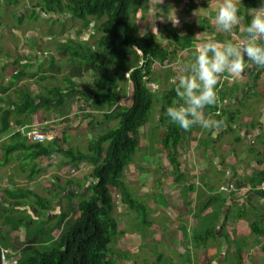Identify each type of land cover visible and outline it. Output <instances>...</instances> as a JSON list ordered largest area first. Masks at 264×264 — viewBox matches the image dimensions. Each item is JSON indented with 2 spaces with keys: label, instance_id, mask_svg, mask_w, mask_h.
<instances>
[{
  "label": "trees",
  "instance_id": "trees-1",
  "mask_svg": "<svg viewBox=\"0 0 264 264\" xmlns=\"http://www.w3.org/2000/svg\"><path fill=\"white\" fill-rule=\"evenodd\" d=\"M3 1L12 2L14 0ZM259 4L261 5V0H243V6L238 7V15L242 19L238 25L233 27L234 33H239L242 26L246 32L255 14L251 11L255 10ZM40 8L44 14L49 16H60L67 13L80 22L83 29H89L92 24H96L97 30L102 34L97 42L99 50H95L86 42L77 40L81 38L82 30L75 35L76 40H70L71 44H61L58 49L61 56H69V62L76 65V70L65 77L67 86L64 89L53 88L46 95L23 94L19 103L4 107L0 111V138L17 128L31 126L33 118L40 112L53 111L61 114L71 95L85 101L90 110L103 113V124L109 126L115 123L117 125L94 138L89 143L87 152L64 149L59 138L46 143L29 144L27 139L19 133L12 136V143L9 146L0 147L4 152L6 163L12 157L37 162L50 159L58 154L68 158L67 163L70 165L88 164L93 168L88 179L91 183L85 189L86 192H76L80 199L78 214L60 239H55L52 234L65 224L66 214L60 215L55 225L51 221H45L44 225L34 227L33 219L15 224L18 230L21 229L22 224H25L26 234L30 239L37 237V247L22 255L17 254L16 264H136L130 260L128 254H116L111 247L114 241L123 234L115 216L117 206L113 191L120 192L124 204L131 210H136L144 220L146 208L140 204L138 199H134L126 188L125 176L128 168L135 164L141 151V132L143 128H149L156 104L160 106V117H158L160 125L152 127L147 133L150 143L149 157L157 160L160 157L157 155V150L167 152L166 157L172 167L175 183H181L185 179L183 166L179 161L178 148L186 144L193 131L192 128L188 131L180 129L167 120L165 110L177 99L171 84L176 74L168 69L178 59L179 53L192 51L194 44L204 41L206 34L212 32L214 34L215 31L209 20L198 18L197 22L188 26L184 34H179L176 29L168 32L165 38L172 41V47H174L172 51H169L160 46L152 34H141L140 27L135 21L138 13L144 11L142 0H41L33 9L34 14L31 17L33 21L40 17L38 12ZM20 20L22 25L23 19ZM61 24L65 28L63 21ZM260 43L264 46V41ZM54 62L52 61L49 71L61 74L63 66L56 68ZM156 64L164 70L166 76L163 81L154 77ZM90 71H97L98 76L87 88H81L73 81L81 80L84 74ZM26 76L27 73L22 70L14 76V81ZM259 78L258 74H254L252 79L255 84ZM123 81L130 88V94L126 100L127 95L123 97V91L119 89V84ZM155 83L159 86L161 83L162 88L154 90L153 84ZM170 84L171 86H167ZM14 86L15 84L0 89L7 93ZM219 86L220 83L217 85L218 91ZM242 91L243 89L235 87L233 92L226 94L230 96L227 97L225 93L224 96L221 95L220 90L218 92L219 103L231 100L236 105L240 104L235 99ZM219 103L216 107L207 109L206 113L207 111L213 112L219 121H223L224 125L233 124L241 111L232 110L230 107L225 108ZM86 117L94 120V117L90 115ZM238 140L240 141V138ZM17 153L19 155L15 156ZM40 171L37 170L36 165L35 172L30 179L37 177ZM69 184L75 183L69 181ZM243 187L238 184L239 189ZM65 189L62 190L65 191ZM192 189H194L193 186L186 188L185 192H191ZM13 197L19 208L32 207L33 204L30 205L27 202L32 199L40 210L48 212L52 208L50 201L25 188H20L18 192L15 191ZM69 198L73 199L74 195H70ZM213 200L220 201L218 197L212 198L205 204L202 212L210 207ZM35 221H37L36 218ZM144 223L148 224L146 220ZM258 227L260 226L253 225L252 233L256 237H262L264 232H261ZM184 236L187 238L188 233H184ZM211 240L217 241L216 231L207 229L203 234H195L193 244L199 248L201 245L207 246ZM8 250L12 252L13 249ZM2 252L4 250L0 247V256L4 255ZM4 256L6 258L8 255ZM209 264H212L211 261Z\"/></svg>",
  "mask_w": 264,
  "mask_h": 264
},
{
  "label": "rangeland",
  "instance_id": "rangeland-1",
  "mask_svg": "<svg viewBox=\"0 0 264 264\" xmlns=\"http://www.w3.org/2000/svg\"><path fill=\"white\" fill-rule=\"evenodd\" d=\"M217 1L219 4L223 3V0H142L144 11L138 13L135 22L140 27L142 35L152 34L160 46L172 51L174 49L172 47V41H168L165 38L168 32L176 29L180 34L196 18L208 19L209 16L207 14L209 11L205 10L206 7L204 5L207 3H216ZM16 2L17 0L9 2L10 6H12L11 9L6 7L3 10L5 17L3 19L4 27L6 28L3 31L7 36H11L10 33L12 31L7 29L16 26L24 35L28 31H30L29 33L34 32L37 37L31 39L30 42L36 45L34 48L28 46L23 47L24 45L22 43L19 44L18 39H14L11 36L12 38L9 41L4 40L2 42L0 47L9 51L10 55L17 56L16 58L18 60L26 59L28 62L36 61L38 58L37 53L53 57L51 53L55 51L54 57L58 63H62L60 66H63V68L60 67L62 69V75L52 80L45 79V75H41L44 78L40 80H25L24 86L30 89L31 93L33 91V95L43 93V88L65 87L67 85L65 83V76L67 74L71 75L76 70V65L69 62V56L62 57L58 51V47L61 44H71L70 40H76L75 35L82 30L81 38L77 40L86 42V44L92 46L95 50H99L97 42L101 39L102 34L97 30V25L92 24L89 29H83V25L67 13L60 16H47L41 8L39 10L41 16L37 21H33L31 18L34 14L33 9L37 7L41 0H19L21 5L16 4ZM235 2L237 5H240L241 0H235ZM7 13H10V15ZM20 19H23L22 26H20ZM176 20L178 23H176ZM62 21L65 23V28L61 24ZM27 27H32V29L28 30L26 29ZM46 37L50 38L47 42L44 41ZM62 39H66V41ZM194 58L193 56H187L185 58L182 56V59L180 61L175 60L168 70H171L172 73L176 71V75H180L183 73V65L192 62ZM48 61V59H45V62L40 65L42 72H45L44 66L48 64ZM34 64L38 65L36 63ZM9 67L14 69L9 72ZM21 68H24V66H21ZM15 70H17L16 66H8L3 76H1L2 82L8 83L11 80V76L15 74ZM154 71V77L163 81L166 75L159 64L154 66ZM25 72L28 73V71ZM97 76V71H90L87 74L85 73L81 80L73 81L79 84L81 88H87L93 84ZM160 86L156 83L153 84L154 90L161 89V83ZM167 86H171V84ZM119 89L123 91V97L127 95L125 100L128 99L130 88L125 81L119 84ZM255 97L257 98V102L261 103L263 102L264 94L258 90ZM253 106L248 104L246 107L245 105V111L241 110V120L249 111L252 112ZM254 107L256 108L257 105ZM159 111L160 106L156 104L150 126H148L149 128H143L141 132V151L136 158L135 164L128 168L125 176L126 188L131 192L134 199H138L140 204L146 208L144 220L148 224H143V216H140L136 210H131L130 207L124 204L120 192L113 191V197L117 206L115 216L119 221L120 231L123 234L114 241L111 246L112 250L116 254H128L130 260L136 264H207L210 261V257L213 258L211 261L215 260L214 264H237V260L235 262L232 259L228 261L219 260L220 254L213 252V249H216L215 246L219 247L217 241H209L207 244L213 245L209 246L208 249L203 247V245L197 248L196 244H193L192 241H194L195 234H203L205 229L211 228L209 222L212 220L213 214L210 209H207L208 211L205 213L202 212L207 202L204 198L200 199L198 197L199 195L194 192H190L191 194L189 192L187 193L184 188H191L192 185H197L200 188L204 186L201 180L202 175L199 172L200 169L204 171L206 164L194 158L198 154L196 155L195 152H192L195 144L194 141L193 144L191 143V138H188L186 144L178 148L179 161L183 165V175L185 176V179L181 183H175L172 167L166 157L167 152L161 151L158 146L157 148L159 150H156L158 151L157 155H160V157L157 160L149 157L150 143L147 133L152 127L160 125L158 119L160 117ZM59 114L57 112H51L49 114L40 112L34 117V123L32 125L39 127L42 131L48 132L53 139L59 138L64 149L77 152H87L88 145L94 138L104 134L108 129L117 125L115 123L109 126L103 124V113L90 110L85 101H81L77 96L73 95L69 97L66 107ZM86 115L94 117V120L87 118ZM238 124L241 125L242 123L239 122ZM158 132L160 133V131ZM206 136V134L203 135L201 139H205ZM221 138L224 139L225 137L223 136ZM206 140L210 142L209 138ZM228 140L226 138L225 142L227 143ZM241 153L242 151H237V156H241ZM249 153L250 155L246 154L242 155V157H245L247 160H252L255 155L252 154V151ZM21 160L24 161L23 159ZM68 160V158L55 154L50 159L39 160L36 163L37 170L39 169L41 171L36 177V182L31 187L38 195L52 203L51 211L46 212L40 210L39 207L35 206V202L32 203V207L29 206L27 209L22 207L20 208L21 210L14 203V211L7 210L4 204L0 205L1 244L5 246L6 242L9 241V245L15 248L13 253L3 249L4 252L2 253L8 256L6 258L4 255L0 256V259H3L0 264H16L17 254L22 255L37 247L35 242H31L27 237L25 224H22L21 229L18 232H14L9 238L7 232L11 231L12 225L20 224L22 221L28 222L32 219L34 220V227L42 225L45 221H51L55 225L59 216L66 214L67 219L65 224L56 229L52 234L58 240L73 223L78 214L80 201L76 192H86L85 189L91 183L88 179L93 168L88 164L70 165L67 163ZM19 161H15V163ZM28 161L26 160L23 165H20L27 170V173L22 178L30 175ZM201 162L202 165L199 164ZM196 165L200 166L196 167ZM192 169L195 170L196 174H194ZM18 174L21 177V173ZM69 181H73L75 184H69ZM204 182L209 188L210 183L206 178H204ZM26 184L20 185L22 187ZM3 186H7V183ZM81 186H85V188ZM231 186L232 189L230 191L239 190L237 183ZM62 189H65V191ZM70 195H74V198L70 199ZM221 197L219 196V199ZM199 212H201L200 215ZM232 212L233 210L230 211L231 214ZM224 213H226V210ZM35 214H37L36 217H34ZM35 218L37 221H35ZM38 220L42 223L38 222ZM184 233H188L187 238L184 236ZM224 251L222 250L223 253Z\"/></svg>",
  "mask_w": 264,
  "mask_h": 264
},
{
  "label": "crops",
  "instance_id": "crops-1",
  "mask_svg": "<svg viewBox=\"0 0 264 264\" xmlns=\"http://www.w3.org/2000/svg\"><path fill=\"white\" fill-rule=\"evenodd\" d=\"M217 2L207 3L204 5L206 7L205 10L209 11V13L207 14L209 17L206 20H209L210 25L212 26V29H214L213 31H215V33L212 34V32L211 34H206L204 41L194 44V46L192 47L193 52L187 51L185 53H179L177 59L178 61L182 59V56L183 58L187 56L195 57L199 47L210 40L232 43H242L245 41L247 33L244 31L243 26L240 28L239 33H234L233 30L229 32L218 30L215 22V17L221 4ZM16 4L21 5V2L17 0ZM237 6H243V0H241L240 5ZM6 7L11 9L12 6H10L9 2L0 0V44L4 42V40L9 41L10 38H12L11 36H13L14 39L19 40V44L22 43V45H24L23 47L28 46L30 48H34L36 44L30 42L31 39H35V37H37L34 32L29 33L30 31H28V33L26 32L27 34L24 35L22 34V31L16 28V26L12 25V28L9 27L7 29L12 31V33H10L11 36H7V34L4 33L3 30H5L6 28L4 27L3 19H5V17L3 15V10H5ZM260 7L261 5L259 4L256 9H259ZM251 13L254 14V10L251 11ZM7 14L10 15V13ZM198 18L193 20L189 25L197 22ZM199 19L203 20L204 18ZM26 29L29 30L32 29V27H27ZM185 31L186 30H183L182 34H184ZM49 39L50 38L46 37L44 41L47 42L49 41ZM62 40L66 41V39ZM54 54L55 51L51 53L53 57H50L42 53H37L36 55L38 58L36 59V61L28 62V60L26 59L18 60L16 58L17 56L14 57L13 55H10L9 51L4 49L3 47H0V88H4L5 86L9 87L10 85L15 84L14 88L7 93H4L3 90L0 89V111L7 105L19 103L23 94H30L31 96H37L40 94L46 95L48 94V91L52 90L53 88H57H43V93L33 95V91L31 93L30 89L24 86L25 80H40L44 78L41 75H45V79L49 80L57 79L59 75H62V72L60 74V72H55L52 70L49 71V65H51L52 61H55L54 65L56 68H60V65L62 64L58 63L57 59L54 57ZM45 59L49 60L47 62L48 64L44 66L45 72H40V65L45 62ZM39 60L41 61L39 62ZM34 63L38 65H35ZM20 65L24 67L26 66L27 68H21ZM28 65H30V67ZM8 66H16L17 70H15V74L11 76V80L8 83H3L1 76H3ZM13 69L14 68L9 67L8 71L11 72ZM22 70L24 72L28 71V73L26 72L28 77H24V79L20 78L14 81V76L17 75L18 72H22ZM173 73L177 74L176 71H174ZM254 74H258L260 77L257 84H255L252 79ZM218 83H220L219 89L222 91L221 95H223L224 93L226 95L233 92L235 87L243 89V91L238 96H236L237 98L235 99V101L240 102V104L236 105V103L234 104V102L231 100H225L223 103H221L220 101L219 105L225 106V108L230 107L232 110L240 111H245V108L248 104L250 106L257 105V107L255 108L253 106L252 112L249 111L245 117H242V120L241 115L238 116L236 118V121L231 125L221 124L219 127L214 129H203L199 126H196V128H192V138H188H191V143L193 144L194 141L195 144V146L192 148V152H195V154L198 155L194 158L197 161L201 160L206 165L204 167V171L200 169L199 172L202 175L201 180L203 181L204 186L200 188L197 185H192L194 189H192L191 192L198 194V197L200 199L204 198L205 201H207L206 203L211 201L214 197L219 198V196H222L220 198V201L213 200L214 202H212L210 204V207L208 208V210L210 209L213 214V218L209 222V226H211V228L209 229H214L216 231L217 241L219 242V247L215 246L216 249H213V252L215 254H220V261H228L232 259L233 262L237 260V264H264V234L262 237H256L253 235L251 229L253 225H257L260 226L258 228L261 230V232H264V195H262L264 194V191L261 189L262 187H264V182L261 183V181L264 180V99L263 102L258 103L257 98L255 97V94L258 90L264 94V71L263 68L247 61L245 71L239 77L233 78L232 76L225 74L220 77ZM65 87L61 88L64 89ZM226 96L230 97L228 95ZM51 112L53 111L45 113L49 114ZM206 115L218 120V117H216L215 114L211 111H207ZM239 122L242 124L239 125ZM15 133V130H12V132H10L9 134L2 136L0 138V147L3 145H5L6 147L9 146L12 143L11 139ZM205 134L207 135L206 138L201 139ZM223 136L225 137L224 139L221 138ZM207 138L210 139V142L206 140ZM226 138L229 139L227 143L225 142ZM239 138L240 141L238 140ZM236 150L242 151L241 156H237ZM250 151H252V154L255 155L252 160H247L245 157H242V155H250ZM18 155L19 153L15 154V156ZM15 161H19V158L12 157L9 162L6 163V161L4 160V152L0 148V205L4 204L7 210L12 211H14L13 205L16 202L13 197V193H15V191L18 192L20 188H25L36 193L32 190L31 187V185L36 182V177H34L33 180L30 178L35 172L37 162H31V160L28 161L30 165V175L22 178L23 176H25V173H27V170L24 167L20 166L23 165L24 161L21 160L17 163H15ZM202 162L199 164L202 165ZM199 166L200 165H196V167ZM31 168L33 169L31 170ZM192 171H194V174H196L194 169H192ZM18 173H21V177ZM204 178H206L210 183L209 188L204 182ZM6 183L7 186H3ZM234 183H237L244 187L237 190L236 192L223 191ZM20 184L26 185L21 187ZM186 188L187 187H185L184 190ZM260 193L262 194L260 195ZM33 201L34 200L32 199L31 201L27 202L31 204L34 203ZM225 210L226 213H224ZM232 210L233 212L231 214L230 211ZM219 212L221 213L219 214ZM200 214L201 212H199V215ZM15 228V225H12L11 231L7 232L9 238L14 234V232L19 231ZM206 230L207 229H205L203 232H205ZM10 232L12 233L10 234ZM36 238L37 237H34L33 239L29 238V240L31 242H35L36 244ZM211 245L213 244H208L207 246L203 247L208 249ZM0 247L2 250L6 249V251L8 252L9 248L13 249L12 253L15 249L14 246L9 245V241L5 246H3L0 242ZM222 250H225L224 253L222 252ZM212 259L213 258L210 257L209 260L211 261ZM210 261H208L207 264H209ZM214 262L215 260L211 261L212 264H214Z\"/></svg>",
  "mask_w": 264,
  "mask_h": 264
},
{
  "label": "clouds",
  "instance_id": "clouds-1",
  "mask_svg": "<svg viewBox=\"0 0 264 264\" xmlns=\"http://www.w3.org/2000/svg\"><path fill=\"white\" fill-rule=\"evenodd\" d=\"M239 8L235 0H223L215 17L218 30L229 32L240 23ZM246 28L244 43L207 41L196 52L192 62L186 64L183 74L171 80L177 99L165 110L167 120L185 131L194 126L203 129L219 127V121L206 115V110L219 103L217 85L221 76L239 77L248 62L264 68V0ZM176 23L178 21L176 20Z\"/></svg>",
  "mask_w": 264,
  "mask_h": 264
},
{
  "label": "built area",
  "instance_id": "built-area-1",
  "mask_svg": "<svg viewBox=\"0 0 264 264\" xmlns=\"http://www.w3.org/2000/svg\"><path fill=\"white\" fill-rule=\"evenodd\" d=\"M15 132L23 135L30 144L46 143V142H50L51 140H54L53 137L50 136V134L43 133L39 127L33 126V125L22 127V128H17L15 129ZM230 189H232V186L230 188L224 189L223 191L224 192H236V191H230ZM261 189L264 191V187H262Z\"/></svg>",
  "mask_w": 264,
  "mask_h": 264
},
{
  "label": "flooded vegetation",
  "instance_id": "flooded-vegetation-1",
  "mask_svg": "<svg viewBox=\"0 0 264 264\" xmlns=\"http://www.w3.org/2000/svg\"><path fill=\"white\" fill-rule=\"evenodd\" d=\"M54 19V18H53Z\"/></svg>",
  "mask_w": 264,
  "mask_h": 264
}]
</instances>
